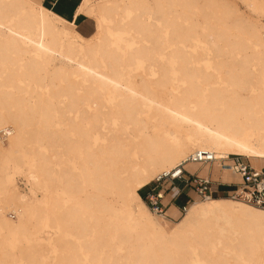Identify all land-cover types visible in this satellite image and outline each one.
<instances>
[{
  "label": "bare ground",
  "instance_id": "6f19581e",
  "mask_svg": "<svg viewBox=\"0 0 264 264\" xmlns=\"http://www.w3.org/2000/svg\"><path fill=\"white\" fill-rule=\"evenodd\" d=\"M240 1L85 0L82 44L0 0V264H264L263 209L197 199L169 224L140 194L196 150L224 183L223 160L263 166L264 0Z\"/></svg>",
  "mask_w": 264,
  "mask_h": 264
},
{
  "label": "built area",
  "instance_id": "2783aa9c",
  "mask_svg": "<svg viewBox=\"0 0 264 264\" xmlns=\"http://www.w3.org/2000/svg\"><path fill=\"white\" fill-rule=\"evenodd\" d=\"M0 136L2 140L8 139L5 132H1ZM216 160L218 159L215 153L196 150L188 161L161 174L143 199L156 216L165 219H174L169 213L172 206L177 208L179 217H182L187 213L192 202L197 199L208 200L217 197L219 192L264 210V167H255L239 156L223 160V167L229 168L241 179L238 183L228 184L230 187L228 192L218 189L216 181L211 176H201L198 172H190L186 168L187 162L213 164ZM227 160L228 163L225 162ZM161 192L164 193L163 198ZM191 193L194 197H191ZM178 201L182 203L178 205Z\"/></svg>",
  "mask_w": 264,
  "mask_h": 264
},
{
  "label": "rangeland",
  "instance_id": "374dc122",
  "mask_svg": "<svg viewBox=\"0 0 264 264\" xmlns=\"http://www.w3.org/2000/svg\"><path fill=\"white\" fill-rule=\"evenodd\" d=\"M28 1V4L26 5V8L27 9H35L36 11H37V9H36V7H35V5H37V4H39V6H40V8H42V9H45L46 10V12H48V13H52L57 19H52V18H50L49 16V18L52 20V21H54V23H55V25H56V27L57 28H59V29H61L62 31H63V33H64V35H66V34H72V33H74V40L77 42V43H84V40L86 39V38H88V37H90V36H84L82 33H80L79 31H78V29H77V24H76V22H74V21H68V20H66L65 18H63V17H61L60 15H58L56 12H54L53 10H51V9H49V8H47L45 5H43V3H42V0H27ZM84 1L85 0H83L82 1V3L80 4V6H79V8H78V10H77V15H76V18L78 17V16H81L80 14H81V9L83 8V4H84ZM230 2H234L235 1V3L234 4H236L237 5V7L240 9V11L241 12H243L245 15L246 14H249V11L247 10V8L245 7V5L240 1V0H229ZM81 17H88L87 15H82ZM92 20V22L94 23V25H95V21H94V19H91ZM62 21V22H61ZM261 23H264V18H261ZM1 30V29H0ZM71 32V33H70ZM117 33L116 32H114V34L113 35H115V36H118V34L116 35ZM5 37V35H4V33L2 32V31H0V40H2L3 38ZM65 38H66V36H65ZM215 36L214 35H210V37H209V40H210V42H213L215 39ZM65 40V39H64ZM23 46L27 49L28 48V45L26 44V43H23ZM33 56L35 57V58H37V59H41V55L40 54H38L37 52H34L33 53ZM58 64V62H53V63H51V67H55V65H57ZM171 67H173V65H171ZM172 69H174V68H172ZM145 71V69H140L139 71H138V74L140 73V72H144ZM170 77H171V79L173 80V81H175L176 80V74L175 73H171L170 74ZM2 140V139H1ZM8 139L7 140H2V142H3V144L5 145H7L8 144ZM233 157H231V159H232ZM242 159H244V160H246V161H248V162H251V164L252 165H254L255 167H257L256 166V164H255V162L254 161H252L251 159H248L247 157H242ZM225 162H229V160H227V161H225ZM224 162H222V164H223ZM15 163H13L12 164V168H11V171H10V173H9V178L13 181V184L14 185H16L17 187H18V189H20V191H22V192H27L28 191V182H27V180H26V178L23 176V174H22V170H23V166H21L20 167V164H18V163H16L15 165H14ZM211 165V166H210ZM213 164H206V166H205V168H204V166H201V168H204L203 170H202V173L203 174H208V175H212V172H209V171H211L212 169L211 168H213ZM262 167H264V164H263V166H261V167H258V168H262ZM187 168H191V166H187ZM156 176V175H155ZM154 179H155V177H154ZM154 179H153V181H154ZM214 179V178H213ZM214 180H216L217 181V179H214ZM154 185V183H152L148 188H150V187H152ZM166 187H168V186H166ZM143 190V189H142ZM142 190H140V192L142 191ZM144 195V194H143ZM191 195V197H194V194L193 193H191L190 194ZM217 197H227L228 198V195L227 194H223V193H221V192H219V195L217 196ZM41 198H42V196H41ZM142 199H143V197H142ZM214 199V198H213ZM229 199H230V197H229ZM144 200V199H143ZM198 201V200H197ZM198 202H202V201H198ZM182 203V201H178L177 202V204L179 205V204H181ZM10 212H12V211H9V217L11 218V219H13V220H18L17 219V215L16 214H14V213H10ZM3 214V212H2V210L0 211V216ZM183 217H185V216H183ZM183 217L181 218V219H183ZM157 218V217H156ZM155 218V219H156ZM158 219V218H157ZM160 219V218H159ZM181 219H179V220H175V219H170V221L171 222H168L169 224L170 223H177V222H179ZM41 236L42 237H46L47 235L45 234V233H43L42 232V234H41Z\"/></svg>",
  "mask_w": 264,
  "mask_h": 264
},
{
  "label": "crops",
  "instance_id": "0c3cea01",
  "mask_svg": "<svg viewBox=\"0 0 264 264\" xmlns=\"http://www.w3.org/2000/svg\"><path fill=\"white\" fill-rule=\"evenodd\" d=\"M82 1L83 0H42V3L47 8L53 10L54 12H56L58 15L65 18L66 20L76 22L78 31L80 33H82L84 36H90L96 30V25H94V23L92 22V20H91L92 18L79 17L78 19H76L77 10H78L80 4L82 3ZM84 25H87L86 31H87L88 35H85V30H82ZM201 169L202 168L199 167L196 172L201 173L202 172ZM200 170H201V172H200ZM211 172H212V170H211ZM209 176H211L212 179L213 178L217 179V181L214 179L213 180L216 181V187L218 189H221L225 192H228L230 190V187L228 186V184H230V183H224L222 181H219L222 178L221 175H215L212 173V175H209ZM148 191H149L148 186H147V188L146 187L143 188V191L140 192L141 196L142 197H144V195L146 196Z\"/></svg>",
  "mask_w": 264,
  "mask_h": 264
},
{
  "label": "snow or ice",
  "instance_id": "6c2138e0",
  "mask_svg": "<svg viewBox=\"0 0 264 264\" xmlns=\"http://www.w3.org/2000/svg\"><path fill=\"white\" fill-rule=\"evenodd\" d=\"M35 7H36L37 11L41 13V15H46L52 19H57L52 13H48V12H46L45 9L40 8L39 4L35 5ZM247 7H252V5H248ZM86 29H87V25H84L82 30H85V35H88ZM40 46L43 47V45H40ZM241 147H243V145H241ZM160 195H161V198H163L164 193L161 192ZM258 215L261 217V220L264 221V212H261Z\"/></svg>",
  "mask_w": 264,
  "mask_h": 264
}]
</instances>
